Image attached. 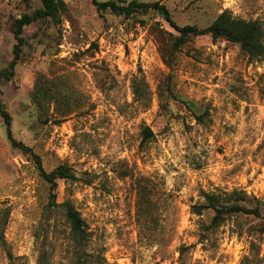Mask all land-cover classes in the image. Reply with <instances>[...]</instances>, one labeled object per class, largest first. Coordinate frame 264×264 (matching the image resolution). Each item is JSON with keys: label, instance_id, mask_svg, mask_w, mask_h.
Instances as JSON below:
<instances>
[{"label": "rangeland", "instance_id": "1", "mask_svg": "<svg viewBox=\"0 0 264 264\" xmlns=\"http://www.w3.org/2000/svg\"><path fill=\"white\" fill-rule=\"evenodd\" d=\"M26 26L11 75L16 21L41 0H0V101L13 138L64 166L55 203L87 224L92 264H264V60L211 35L180 34L161 15L100 12L62 0ZM116 1L127 5L134 0ZM161 2L181 27L225 11L264 25V0ZM151 129L153 136L146 138ZM243 193L258 216L215 212L206 194ZM0 116V264H80L65 210ZM96 261V262H95Z\"/></svg>", "mask_w": 264, "mask_h": 264}, {"label": "trees", "instance_id": "2", "mask_svg": "<svg viewBox=\"0 0 264 264\" xmlns=\"http://www.w3.org/2000/svg\"><path fill=\"white\" fill-rule=\"evenodd\" d=\"M43 8L37 10L33 15H24L21 19L16 21L15 37L17 44L14 49V59L11 64V75H14V68L17 66L21 59L22 48L25 44L23 37L24 29L26 26L33 24L34 22L46 18H57L61 6L65 5L62 0H41ZM93 4L97 7L98 11L104 12L110 10L112 13L122 15L125 17H132L140 13H148L153 10L166 20L170 26L180 34V39L176 43V47H179L180 43L189 36H203L211 35L214 40L226 39L232 43L241 45L242 49L247 53L251 59L264 60V25L259 21H245L242 19L234 18L230 12L225 11L222 13L215 22L208 28L200 30L196 26H184L181 27L175 23L172 18L169 9L161 2L144 3L136 0L131 1L127 5H121L116 1H109L100 3L97 0H92ZM0 116L4 119L6 124L7 133L13 146L21 149L25 154H30L37 168L40 172L41 177L44 181L50 185L52 191V199L55 203V190L58 187L59 180L74 179V176L70 174V169L61 166L53 172H47L43 167L42 159L36 155L33 150L27 147L23 143H18L13 138L12 133V116L6 109L5 105L0 101ZM146 140L153 136L151 129L145 131ZM226 198L220 197L217 194H206L204 198L209 203L206 206L196 205L193 207L196 214L202 215L205 210H213L215 216L213 217L212 224L220 225L224 222L226 215L228 214H245L258 216L260 214V207L249 209L243 202L248 198L239 192H232L225 196ZM56 204V203H55ZM65 210L67 220L70 224L71 235L74 242L75 256L80 264H92V256L87 252L89 247L90 238L87 229V224L82 218L81 213L75 209V207L69 203L57 205ZM7 223L6 220L0 218V240L4 239V230ZM46 256L42 254L41 261L39 264H45ZM96 262V261H95Z\"/></svg>", "mask_w": 264, "mask_h": 264}]
</instances>
